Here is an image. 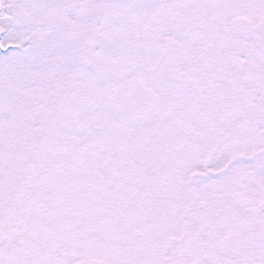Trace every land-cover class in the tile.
Returning a JSON list of instances; mask_svg holds the SVG:
<instances>
[{
	"label": "snow or ice",
	"instance_id": "6c2138e0",
	"mask_svg": "<svg viewBox=\"0 0 264 264\" xmlns=\"http://www.w3.org/2000/svg\"><path fill=\"white\" fill-rule=\"evenodd\" d=\"M0 264H264V0H0Z\"/></svg>",
	"mask_w": 264,
	"mask_h": 264
}]
</instances>
